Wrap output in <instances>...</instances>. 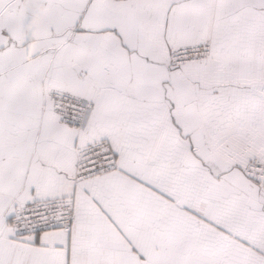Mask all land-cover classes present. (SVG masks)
I'll return each mask as SVG.
<instances>
[{
    "label": "snow or ice",
    "instance_id": "6c2138e0",
    "mask_svg": "<svg viewBox=\"0 0 264 264\" xmlns=\"http://www.w3.org/2000/svg\"><path fill=\"white\" fill-rule=\"evenodd\" d=\"M0 264H264V0H0Z\"/></svg>",
    "mask_w": 264,
    "mask_h": 264
}]
</instances>
